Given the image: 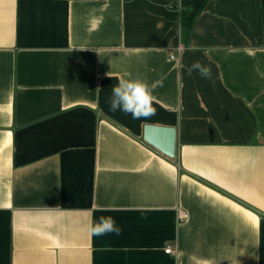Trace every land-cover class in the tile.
<instances>
[{
    "label": "crops",
    "instance_id": "crops-1",
    "mask_svg": "<svg viewBox=\"0 0 264 264\" xmlns=\"http://www.w3.org/2000/svg\"><path fill=\"white\" fill-rule=\"evenodd\" d=\"M135 77L154 116L110 110ZM0 264H264V0H208L186 44L181 0H0Z\"/></svg>",
    "mask_w": 264,
    "mask_h": 264
},
{
    "label": "clouds",
    "instance_id": "clouds-1",
    "mask_svg": "<svg viewBox=\"0 0 264 264\" xmlns=\"http://www.w3.org/2000/svg\"><path fill=\"white\" fill-rule=\"evenodd\" d=\"M193 70L198 71L204 78L211 79L212 77L210 67L201 64L199 61L194 62L188 69L189 73ZM158 83L162 86L163 81L161 80ZM155 86L154 84L150 85L140 77L119 79L118 83L112 87L110 110L128 113L133 119L154 116L156 114V108L153 106ZM88 232L92 236H103L106 233L119 235L121 227L113 217H100L88 226Z\"/></svg>",
    "mask_w": 264,
    "mask_h": 264
},
{
    "label": "water",
    "instance_id": "water-1",
    "mask_svg": "<svg viewBox=\"0 0 264 264\" xmlns=\"http://www.w3.org/2000/svg\"><path fill=\"white\" fill-rule=\"evenodd\" d=\"M144 140L170 158L176 157L177 130L172 126L146 124Z\"/></svg>",
    "mask_w": 264,
    "mask_h": 264
},
{
    "label": "trees",
    "instance_id": "trees-1",
    "mask_svg": "<svg viewBox=\"0 0 264 264\" xmlns=\"http://www.w3.org/2000/svg\"><path fill=\"white\" fill-rule=\"evenodd\" d=\"M208 0H181L182 42L186 44L196 20L205 8Z\"/></svg>",
    "mask_w": 264,
    "mask_h": 264
},
{
    "label": "built area",
    "instance_id": "built-area-1",
    "mask_svg": "<svg viewBox=\"0 0 264 264\" xmlns=\"http://www.w3.org/2000/svg\"><path fill=\"white\" fill-rule=\"evenodd\" d=\"M172 57H174V55H172ZM187 216L188 215H187V213L185 211H182V210L179 211V217L181 219H184ZM165 252L169 253V254H172V255H176L177 249L173 245L170 244V245H167V247L165 248Z\"/></svg>",
    "mask_w": 264,
    "mask_h": 264
}]
</instances>
